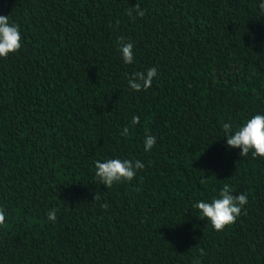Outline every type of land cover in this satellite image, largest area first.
<instances>
[{
    "label": "trees",
    "instance_id": "1",
    "mask_svg": "<svg viewBox=\"0 0 264 264\" xmlns=\"http://www.w3.org/2000/svg\"><path fill=\"white\" fill-rule=\"evenodd\" d=\"M262 2L0 0L22 37L0 58V264H264V158L222 130L264 115ZM116 158L145 168L107 189L95 162ZM224 184L248 203L217 232L194 204Z\"/></svg>",
    "mask_w": 264,
    "mask_h": 264
},
{
    "label": "clouds",
    "instance_id": "2",
    "mask_svg": "<svg viewBox=\"0 0 264 264\" xmlns=\"http://www.w3.org/2000/svg\"><path fill=\"white\" fill-rule=\"evenodd\" d=\"M261 13H264V2L259 4ZM139 17L145 16V11L140 9L139 4L134 7ZM128 15L133 16V10H128ZM134 18V17H133ZM21 32L19 26L11 23L9 17L0 15V58L7 59L10 54L17 53L22 47ZM119 51L122 54L124 63L131 65L134 62L133 44L126 41L123 36L117 38ZM157 76L155 67L146 71L133 72L128 78L129 87L134 91H147L151 86L153 79ZM132 125L140 123L139 116H133ZM222 130L225 134L226 143L229 148L240 149L239 155L246 157L251 153L253 158H264V115L256 114L248 119L242 126L233 129L230 122L222 123ZM121 135L127 137L129 128L124 127ZM157 143L156 137L146 134L144 145L145 152L153 149ZM95 176L99 184H103L107 189H111L114 184L131 182L137 175L139 170L145 168V164L140 160L131 159H106L104 162L97 160L95 162ZM202 180L201 183H205ZM100 200L99 194H95V201ZM248 203L245 193L239 195L233 194V189L229 184H224L219 190L218 197L211 202L203 200L197 201L194 207L199 210L200 219L210 221L211 226L217 232L223 231L225 228L234 224L241 215L242 208ZM101 208L107 209L108 204H101ZM246 214V212H245ZM48 220L52 223L56 222V210H50L47 213ZM6 215L0 208V227L5 226Z\"/></svg>",
    "mask_w": 264,
    "mask_h": 264
}]
</instances>
